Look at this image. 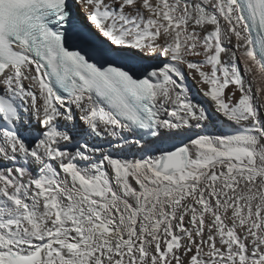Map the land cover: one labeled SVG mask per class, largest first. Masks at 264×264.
<instances>
[{
    "label": "snow or ice",
    "instance_id": "snow-or-ice-1",
    "mask_svg": "<svg viewBox=\"0 0 264 264\" xmlns=\"http://www.w3.org/2000/svg\"><path fill=\"white\" fill-rule=\"evenodd\" d=\"M0 264H264V0H0Z\"/></svg>",
    "mask_w": 264,
    "mask_h": 264
},
{
    "label": "bare ground",
    "instance_id": "bare-ground-1",
    "mask_svg": "<svg viewBox=\"0 0 264 264\" xmlns=\"http://www.w3.org/2000/svg\"><path fill=\"white\" fill-rule=\"evenodd\" d=\"M186 83L188 84L189 88L191 89V95H192L193 99L195 101H198L199 103H201L205 107H208L209 106L208 101L201 95L197 86L191 80H187ZM217 126H220V125L218 124ZM125 151L128 154L127 158H131V154L135 153V149H127L126 148Z\"/></svg>",
    "mask_w": 264,
    "mask_h": 264
}]
</instances>
